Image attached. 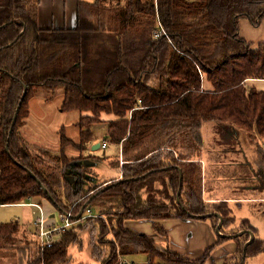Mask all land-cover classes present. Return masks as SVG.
<instances>
[{"label": "trees", "instance_id": "trees-1", "mask_svg": "<svg viewBox=\"0 0 264 264\" xmlns=\"http://www.w3.org/2000/svg\"><path fill=\"white\" fill-rule=\"evenodd\" d=\"M112 1L81 2L74 29H43L38 25V0H0V205L47 199L78 221L64 229L51 247L42 249L39 240L28 241L36 242V251L26 261L73 264L70 247H83L82 231L87 230L100 264H126L124 257L134 253L147 254L148 264H203L214 247L201 259L190 261L125 225L127 220L174 217L210 219L215 232L222 217L220 232L227 236L216 232L217 244L237 241L230 264H245L264 254V240L248 219L228 230L235 220L228 204L206 203L203 193L198 195L195 161L180 157L182 153L167 148L170 144L135 163L126 159L119 179L88 190L86 182L69 179L79 172L89 175L87 159L65 153L71 145L85 150L95 141L91 125L101 121L103 113L115 116L106 120L105 138L123 144L124 156L149 150L144 142L148 137L152 142L150 136L160 145L158 140L171 137L178 128L191 130L203 142V124L215 121L225 126V135L236 144L240 131L247 132L258 154L255 189L264 193V90L248 82L264 80V42L255 45L240 34L243 19L254 26L262 24L264 0H127L125 5L108 8ZM159 24L166 34L156 36ZM74 40L82 43L76 47L78 56L72 52ZM204 81L211 87H204ZM57 88L65 91L63 111L84 114L79 143L62 132L59 159H51L59 164L62 179L37 166L21 135L30 116L31 97ZM164 179L173 191L168 196L171 205L155 194V183ZM143 191L148 199L142 197ZM69 199L72 204L67 205ZM93 204L103 218L77 219L88 209L94 213ZM155 229L166 236L160 225ZM20 231L19 222L2 223L0 240L11 245ZM251 233L254 239L246 247ZM30 251L23 250L26 256Z\"/></svg>", "mask_w": 264, "mask_h": 264}, {"label": "rangeland", "instance_id": "rangeland-1", "mask_svg": "<svg viewBox=\"0 0 264 264\" xmlns=\"http://www.w3.org/2000/svg\"><path fill=\"white\" fill-rule=\"evenodd\" d=\"M88 2H93L94 0H87ZM45 11L52 10L58 5L64 6L63 1H60L59 3H55L54 0H45ZM127 3V0H113L109 3L107 6L110 8L111 6L117 7L118 5H125ZM55 6V7H54ZM69 16L72 18L76 14V9L73 5H69ZM54 24V25H53ZM41 26V25H40ZM42 26H54L56 28V21L54 23H51L50 25H44ZM61 27H64V22L60 24ZM71 26V25H70ZM257 31V30H256ZM30 32V31H29ZM75 38H78L77 36ZM253 40V39H249ZM81 42L78 40L73 41V55L78 56L79 53L76 51L77 46H79ZM80 64L78 63L77 66ZM207 81H204V87H206ZM203 87V88H204ZM0 91H1V83H0ZM65 100V91L63 88H57L54 91H48V90H40L36 92L31 99L29 100V108H30V116L28 117L26 124L24 127L21 128V135L22 140L24 142V146L27 148L29 152L32 153L35 159L38 160L37 166L41 168L45 173L49 174H55L61 177V171L59 164L55 161H52L51 159H59L57 157L61 143V135L62 132H65L66 135L75 143H79L80 139V125L79 121L81 119V116L84 115L83 113H80L78 111L72 110V111H63V103ZM86 114V113H85ZM101 117H104V121L97 122L95 124L91 125V128L94 130V133L96 134L95 142L96 144H101L103 140H107L105 138L107 134V121H110L111 119L115 118L114 115H106L102 114ZM107 120V121H106ZM87 121V120H85ZM101 124L104 125V128L100 129ZM224 125L220 124L219 122L215 121H206L203 124L202 127V133H203V142H199V138L195 133H193L191 130H183L184 132L179 131V128L172 132V136H164L161 140H158V145L156 143V140L154 137L150 136L152 138V142L148 143L149 137L145 140V146H149V150H137L135 154H129V155H123V144H116L111 143L108 140V146L106 148L100 147L98 150L94 149V146L96 144H90L85 150L75 147L71 145V147L67 148L65 153L66 156L69 158H78L82 155H84V158L86 159H101L100 162H92L94 169L93 171L96 172L94 174V178L96 182H92L87 180V178L84 176L85 188L88 190L90 187H95V185L99 184V181L110 178L112 176L120 177L122 175V164L121 161L124 160L126 162V159H129L127 162L135 163L136 159L140 157H147L149 153H151L156 148H162L163 146H169L167 148L173 149L174 152L176 151L180 155V157H183V159H186V161L193 162L195 164V172H197L199 176L198 179L194 180V188L196 189L198 195L202 196L206 203H208L206 198L204 197V192L207 187H210L212 183L214 182V179L218 176V159L220 160V168L223 166V164L230 162V159H257V152H256V146L251 143V139L248 137V142L250 143V146L248 148L245 147L244 142L242 140L245 138L244 136L240 137L238 139V142L236 144L235 139H231L230 135H225L224 131ZM184 129V128H183ZM222 130V131H221ZM157 134V133H155ZM241 135V131H240ZM173 138V139H172ZM171 141L169 142V140ZM155 140V141H154ZM228 142V143H227ZM263 145V141H260ZM153 143V144H152ZM157 146V147H156ZM229 148H236L237 151L230 152L225 151V149ZM136 151V150H135ZM134 151V152H135ZM51 153L50 155L48 154ZM54 154V156H53ZM178 154V155H179ZM261 157V156H260ZM197 159H209V164L205 166V168L202 169L201 163H197ZM257 161V160H256ZM261 159L258 161V165H260ZM91 164V163H90ZM198 165V168H197ZM224 169V167H222ZM221 170L223 171V169ZM258 168V167H257ZM86 171L89 176L92 174L90 168H87ZM228 172V170H227ZM91 173V174H90ZM71 174V173H70ZM57 176V177H58ZM195 176V174H194ZM58 177V178H59ZM64 182V181H63ZM223 182L226 183L228 190L236 189V186H239L240 181L235 180L232 175L230 177L228 176V179H224ZM65 183V182H64ZM68 185L67 183H65ZM167 180H160L155 183L156 196L158 195L159 200L162 202H166L169 205H171V202L168 201V196L173 194V191L171 187H167ZM64 185V184H63ZM65 185V186H66ZM91 189V188H90ZM230 190V191H231ZM142 191V190H141ZM63 193V191H61ZM142 197L144 199H148V192L143 191L140 192ZM158 193V194H157ZM185 199V198H184ZM44 207H52L54 210V213L56 214V221L59 224H62V218L61 213L57 207L49 202L47 199L43 200ZM67 201V200H65ZM46 203V204H45ZM67 205L72 204V199H69V201L66 202ZM25 206H18V205H0V223H12L17 222L20 220V222L23 219L24 215V208ZM94 211V215L100 214V208L98 205H92L91 206ZM35 211H37V208H33ZM99 217L103 216L100 214ZM35 225V224H34ZM21 231L16 235L18 239H15L11 245H5L4 241L0 240V264H28V261H26L27 257H30V254H33L36 251L35 243L29 244L28 241L32 242L38 241V235L37 230H33V234H31L30 229L32 230L33 225L30 224V226H25L23 223H21ZM23 233L24 237H23ZM83 236V247H80L79 245H73L70 247V255L73 258V264H96V262L93 260L92 257V250H91V236L87 230L82 231ZM111 238V236H109ZM27 247L31 249L29 256H26V253L23 252L24 248ZM23 249V250H22ZM29 252V251H28ZM36 255H38L36 253ZM137 255V254H136ZM134 255H127L129 258H133ZM138 258V257H137ZM133 260V259H132ZM26 261V262H25Z\"/></svg>", "mask_w": 264, "mask_h": 264}, {"label": "crops", "instance_id": "crops-1", "mask_svg": "<svg viewBox=\"0 0 264 264\" xmlns=\"http://www.w3.org/2000/svg\"><path fill=\"white\" fill-rule=\"evenodd\" d=\"M55 3L63 1L64 6L58 5L54 6L52 10L45 11V0H38V25L43 29H74L79 24V7L81 2H88L87 0H54ZM94 2V1H93ZM69 5H73L76 9V14L72 18L69 16ZM56 21V28L53 26H42L50 25ZM64 22V27L60 24ZM41 25V26H40ZM54 25V24H53ZM71 25V26H70ZM257 30V31H256ZM240 34L242 37L247 39L249 42L255 45L264 42V20L260 26H254L249 20L243 19L240 22ZM253 39V40H249ZM250 84L255 85L258 89L264 90V80L250 79L248 81ZM207 88H210L209 83L205 84ZM101 122L104 121V117H101ZM104 128L101 124L100 129ZM244 136L245 138L243 139ZM242 140L246 148L250 146L247 138V132L241 131ZM105 139L103 140V142ZM102 142V144H103ZM91 144H96L92 142ZM100 147L102 145L100 144ZM100 147H96L98 150ZM220 160L218 159V176L214 179V182L210 187H207L204 192V197L207 199L208 203L224 202L228 204L231 213L235 217L234 222L229 226L228 230L239 227L243 219H248L252 226L257 230L258 235L264 240V193L255 189V184L257 180L254 175V169L256 168L254 164V159H230V162L223 164V171L220 168ZM101 159H87L84 164L87 168H90L92 174L88 176L87 180L95 181V176L93 170L92 162H100ZM196 162L201 163L202 169L209 164V159H197ZM91 163V164H90ZM124 164V160L121 161ZM228 170V172H227ZM240 181L239 186L236 189L228 190L226 183L223 182L224 179H228V176ZM122 175H120L121 177ZM76 178V176H74ZM120 177L112 176L110 178H105L99 183L104 181L113 182ZM45 201H40L38 199H30L27 201H21L15 204L8 205H18L25 206L23 219L21 222L25 226L33 225L31 234L33 230L37 227L34 225V221L39 217L43 216L45 219V224L52 226L53 224H59L56 219V214L52 207H44ZM46 204V203H45ZM4 205V206H8ZM33 208H37L35 211ZM60 211V210H59ZM61 212V211H60ZM55 218V219H54ZM2 224V223H0ZM126 228L136 235L146 236L155 241L156 244L169 247L173 252L180 255L181 257L188 259L190 261H196L204 257L206 252L212 250L210 256L203 264H226L229 262H234V255L237 251V241L235 239H229L224 243L217 244V234L213 228V221L210 219H201L195 217H174L162 220H127ZM160 225L166 233V236L162 233L156 231L155 226ZM22 228V227H21ZM23 233V237H24ZM92 257L96 264H100L99 261L93 255V247L91 245ZM132 259L128 256L124 257L123 261L126 264H148L149 256L145 253H134ZM131 254V255H134ZM138 257V258H137ZM73 259V258H72ZM245 264H264V254H259L255 257L249 258Z\"/></svg>", "mask_w": 264, "mask_h": 264}, {"label": "built area", "instance_id": "built-area-1", "mask_svg": "<svg viewBox=\"0 0 264 264\" xmlns=\"http://www.w3.org/2000/svg\"><path fill=\"white\" fill-rule=\"evenodd\" d=\"M162 34H166V32L162 27V25L159 24V30L156 32V36H160ZM107 146H108V141L105 140L102 144V147L106 148ZM79 216L82 217V220H84L85 218L90 216L99 217L100 214L94 215L93 212L90 209H88L86 212H82ZM61 218L63 221L62 224H53L52 226H48L45 224V219L43 216L39 217L37 220L34 221V224L37 227V235L42 249L51 247L57 240V237L64 229L71 228L72 226L78 223V221L75 222L73 220L74 215L71 212L68 213L62 212Z\"/></svg>", "mask_w": 264, "mask_h": 264}, {"label": "water", "instance_id": "water-1", "mask_svg": "<svg viewBox=\"0 0 264 264\" xmlns=\"http://www.w3.org/2000/svg\"><path fill=\"white\" fill-rule=\"evenodd\" d=\"M26 92H27V88H26V91H25L24 96L26 95ZM15 121H16V120H15ZM15 121H14V123H15ZM96 147H97V148L100 147V143H99V144H96V145L94 146V149H95ZM32 176H33L34 178L37 179V177L35 176L34 173H32ZM69 179H70L71 182H73V181L76 180V178H75L74 176H71ZM37 180H38V179H37ZM47 192H48V191H47ZM180 192H181V189H180L179 193H180ZM86 206H87V204L85 205V207H86ZM79 218H80V216L77 217V219H79ZM222 225H223V218L220 217V223H219V225H218V227H217V229H216V232H217L218 234H220L221 236H227V235L222 234V233L220 232V231H221V227H222ZM240 234H242V232H241ZM232 236H233V235H230V237H232ZM253 239H254V234L251 233V239L248 241L246 247L250 244V242H251Z\"/></svg>", "mask_w": 264, "mask_h": 264}, {"label": "flooded vegetation", "instance_id": "flooded-vegetation-1", "mask_svg": "<svg viewBox=\"0 0 264 264\" xmlns=\"http://www.w3.org/2000/svg\"><path fill=\"white\" fill-rule=\"evenodd\" d=\"M88 176H89V175H86L85 177L88 178ZM76 178L79 180V182H83V181L86 182V181L84 180V179H85L84 176L81 175L80 172H79V173H76Z\"/></svg>", "mask_w": 264, "mask_h": 264}]
</instances>
